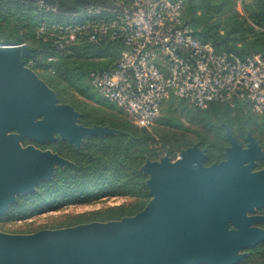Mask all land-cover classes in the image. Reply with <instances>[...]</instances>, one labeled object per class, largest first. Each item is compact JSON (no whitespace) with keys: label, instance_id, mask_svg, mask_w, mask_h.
Segmentation results:
<instances>
[{"label":"water","instance_id":"95a60500","mask_svg":"<svg viewBox=\"0 0 264 264\" xmlns=\"http://www.w3.org/2000/svg\"><path fill=\"white\" fill-rule=\"evenodd\" d=\"M25 44L0 45V216L18 195L33 193L70 161L20 141L53 142L58 135L80 149L86 138L121 133L78 123L80 113L26 64ZM226 158L205 164L198 145L147 159L150 200L138 213L106 222L0 231V264H238L264 242V150L251 133L243 146L228 129ZM263 226H260V225Z\"/></svg>","mask_w":264,"mask_h":264},{"label":"trees","instance_id":"16d2710c","mask_svg":"<svg viewBox=\"0 0 264 264\" xmlns=\"http://www.w3.org/2000/svg\"><path fill=\"white\" fill-rule=\"evenodd\" d=\"M37 1L0 0L1 41L26 44L31 49L30 56L25 59L26 64L40 74L52 89H57V95L63 102V91H58L61 85L86 94L83 85L90 72L86 58L92 48L84 46L77 49L74 55L59 56L55 61H48V46L37 37L36 31L43 24L60 22L65 14L78 11L87 0H45L56 5L57 12L45 11L37 5ZM183 3L186 23L196 36L210 42L216 50L235 52L242 57L264 55V0L253 2L248 18L239 15L236 0H183ZM51 70L57 72L52 73ZM175 99L171 97L165 103L167 111L175 112L180 107L183 111L188 110L193 118L206 117L210 120L205 137L199 136L195 140L185 134L177 135L170 128L173 124L171 119L163 118L160 125L152 127L150 131L128 120L117 123L99 116L90 121V106L86 110L81 109L86 112L81 119L85 125H109L127 134L107 135L103 140L93 137L80 150L67 141L54 143L52 150L73 163L58 169L55 176L38 187L36 192L20 198L3 218H14L20 211L27 212L49 205L56 209L66 201L82 204L116 195L125 197L128 202L71 216L58 227L132 216L141 211L151 198L146 185L148 176L141 170L146 159L157 160L166 152L174 157L181 148L196 142L202 147L208 146L206 164L218 161L223 158L224 148L228 145L223 123L229 125L239 141L250 131L264 145V119H258L247 103L238 101L236 107L232 108L228 103L213 102L206 109H199L178 99L180 106L174 108ZM75 101L69 103L79 110L80 106ZM159 141L161 145L157 147ZM261 165H264V161ZM249 250V256L238 264H264V242Z\"/></svg>","mask_w":264,"mask_h":264},{"label":"built area","instance_id":"2783aa9c","mask_svg":"<svg viewBox=\"0 0 264 264\" xmlns=\"http://www.w3.org/2000/svg\"><path fill=\"white\" fill-rule=\"evenodd\" d=\"M37 5L57 12L45 0ZM183 12V0H87L36 35L48 46V61L84 46L110 49L107 66L89 72V85L137 126H152L171 97L199 109L241 101L264 114V55L216 50L195 35Z\"/></svg>","mask_w":264,"mask_h":264},{"label":"rangeland","instance_id":"374dc122","mask_svg":"<svg viewBox=\"0 0 264 264\" xmlns=\"http://www.w3.org/2000/svg\"><path fill=\"white\" fill-rule=\"evenodd\" d=\"M236 1H237L236 5L238 4V8H239V15L242 16L243 18H245V17L248 18V16L251 15L253 2L255 0H250L249 2L242 3V4L239 3L238 0H236ZM0 41H1V39H0ZM89 51L90 52H88V54H87L88 57L86 58L87 59L86 63L88 64L90 71L94 67L98 68V67L106 66V64L108 63L107 61L109 60V58L111 57V54H112L110 52L111 51L110 49H93L92 48ZM95 56L99 57V59L98 60L92 59V57H95ZM55 72H57V71L54 70V72H52V73H55ZM88 74H87L86 79L84 80V85H83V88L85 89L86 94L76 92V90H74L72 87L66 88V87L61 85L59 87L58 91H60V90L63 91L62 98L64 99V102L57 95L58 94L56 91L57 89L56 90L53 89L56 92L58 102L71 104L69 102L74 103V100H76L75 102H76V104H78L80 106V109L78 110L74 107V105H72V104L71 105L80 113V116L78 118V123L83 124V125H85V124L81 121V119L84 118L86 112L82 111L81 109L86 110V109H88L89 106H90V108L88 109V112L91 113V117L89 119L90 121H92L93 119H96L99 116H102V117L104 116L106 121L111 120V121H116L117 123H119L120 121L128 120L131 123H133L134 125H136L128 117L127 114H125L122 110L117 108L110 101H107L106 99L101 97V95L89 85ZM38 76L40 77V74H38ZM183 104H185V103L183 102ZM235 105L236 104H234V105L230 104V106L232 108L236 107ZM178 106H180V105H178V99H175L174 108L178 107ZM166 107L167 106L165 105L163 112H162V115L159 117V119L152 126L146 127V128H148L151 131L152 127L160 125L163 118H165V119L173 120V124L170 126V128H172L174 130V132L177 133V135H181V134L184 135L185 134V135L194 137L195 140L199 136L202 138L206 136V132L208 133L207 126L210 127V124H209L210 120H207L206 117L193 118L192 116H189V114L187 112L188 110L183 111L180 107H178V108H176L175 112H170V111L166 110ZM257 115H258L257 116L258 119H264V116H262L260 114H257ZM223 124L225 125V134H226L228 129L231 131V128L229 127V125H227L226 123H223ZM94 125H97V124H94ZM94 125H91V126H94ZM85 126H88V125H85ZM101 126H109V125H101ZM109 127H111V126H109ZM138 127H140V126H138ZM111 128H114L118 131H121V133H116V134H127V132H125L121 129H118L115 127H111ZM231 133H232V131H231ZM248 133L252 134V132L247 131L244 138H242L240 141L237 139L238 142L240 144H242L243 146H247V139L246 138H247ZM113 135H115V134H113ZM94 137H97L100 140H103L105 138L104 137L103 139H101L98 136H94ZM226 137H227V134H226ZM92 138H86L83 141L82 145L87 143V141L89 139H92ZM227 141H228V145H226L224 148L223 158L218 160V161H214V162H220L226 158L225 151H226V147L229 146L228 138H227ZM57 142H59V143L62 142V140L59 138L58 135L56 136V140L53 142H36L35 140L28 138V137H25L20 141V143L23 147L32 145V146L39 148L41 150H52L51 146ZM259 144L261 145L262 149L264 150V145L260 142H259ZM160 145H161V141H159V143L157 144V147H159ZM193 145H198L203 151H205L206 158H205L204 162L206 164V159L208 158V146L202 147L199 145V143H196V142L190 146H193ZM190 146H188V147H190ZM182 149H185V148H181L176 153V155L174 157H172L168 152H166V153L162 154L157 160L161 159V157H163L165 155H168L171 158V160L175 161V160L180 158V154H181ZM76 150H80V149H76ZM69 161H70L69 165H71L73 162L71 160H69ZM262 161H264V160L256 161V164L254 166L255 170L264 168V165L263 166L261 165ZM214 162H212V163H214ZM212 163H210V164H212ZM210 164H206V165H210ZM62 168L63 167H57L55 174H56L58 169H62ZM45 182H47V181H45ZM45 182L39 183L36 187V191H37L38 187L43 186V183H45ZM28 194H30V193H27L24 195H18L17 201L10 206V208L7 210V212H5L2 216H0V231L7 232V233H19V234H21V233H33V232H36L38 230L47 229V228H49V229L62 228V227H58V226H60L63 221H66L71 216L78 215L81 213H89L91 211H96V210H100V209L111 207V206H118V205H121V204L128 202V200L125 197H120L117 195L116 196H109V197H100L99 199H97L93 202L82 203V204L71 203L69 201H66V202H63L61 204V206L56 208V209H52V207H50V205H49L46 207H41L40 209H33V210H30L27 212L20 211V213L15 214L14 218H12V216H8L9 218L8 217L3 218L10 210H12L11 209L12 206L16 205L19 202L20 198L22 199V197H24ZM150 197H151V195H150ZM250 214L251 215H257V214L264 215V208L256 209L253 213H250ZM104 222H106V221H104ZM72 226H74V225H72ZM260 226H263V225H260ZM64 227H68V226H64ZM248 252L250 254V250H248Z\"/></svg>","mask_w":264,"mask_h":264}]
</instances>
